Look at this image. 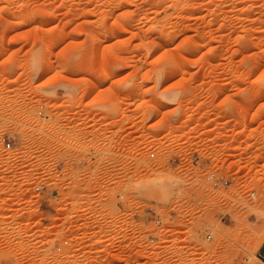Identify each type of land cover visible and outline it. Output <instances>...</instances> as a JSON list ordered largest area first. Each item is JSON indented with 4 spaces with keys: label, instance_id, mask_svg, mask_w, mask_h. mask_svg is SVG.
<instances>
[{
    "label": "rangeland",
    "instance_id": "1",
    "mask_svg": "<svg viewBox=\"0 0 264 264\" xmlns=\"http://www.w3.org/2000/svg\"><path fill=\"white\" fill-rule=\"evenodd\" d=\"M3 133L0 264H264V0H0Z\"/></svg>",
    "mask_w": 264,
    "mask_h": 264
},
{
    "label": "built area",
    "instance_id": "2",
    "mask_svg": "<svg viewBox=\"0 0 264 264\" xmlns=\"http://www.w3.org/2000/svg\"><path fill=\"white\" fill-rule=\"evenodd\" d=\"M0 143L2 144L4 150L8 151V150H11L13 148V141L8 134L3 133L0 135ZM152 155H154V154H152ZM209 179H210V182L216 187H221L225 184H228V182H229L226 175L219 173V172H211L209 174ZM207 239L208 240L211 239L210 234L207 235ZM65 242L67 243L68 241H65Z\"/></svg>",
    "mask_w": 264,
    "mask_h": 264
},
{
    "label": "bare ground",
    "instance_id": "3",
    "mask_svg": "<svg viewBox=\"0 0 264 264\" xmlns=\"http://www.w3.org/2000/svg\"><path fill=\"white\" fill-rule=\"evenodd\" d=\"M28 25H29V24H28ZM155 182H157V183H162L163 181H162V179H159V178H158L157 180H155ZM152 183L154 184V182H152ZM155 184H156V183H155ZM143 185H144V188H145V186H146L147 184H146V185L143 184ZM149 187H150V186H149ZM142 188H143V187H142ZM147 189H148V187H147ZM106 240H107V239L103 237V238L99 239L98 241L101 242V243H103V242L106 241Z\"/></svg>",
    "mask_w": 264,
    "mask_h": 264
}]
</instances>
